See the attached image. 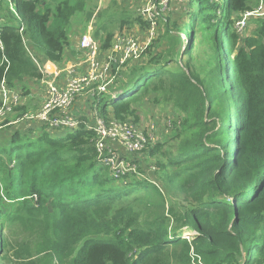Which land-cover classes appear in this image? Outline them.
<instances>
[{
	"label": "trees",
	"instance_id": "1",
	"mask_svg": "<svg viewBox=\"0 0 264 264\" xmlns=\"http://www.w3.org/2000/svg\"><path fill=\"white\" fill-rule=\"evenodd\" d=\"M258 1L176 0L171 12L155 14L158 36L92 99L102 116L111 112L146 133L141 111L163 126L156 140L124 156L137 172L114 176L83 123L59 129L70 130L64 135L37 121L4 128L0 264L10 261L8 246L18 259L31 258L26 264H264V15L248 19L250 35L234 28ZM11 2L20 18L2 27L0 84L22 94L43 77L35 59L63 61L77 12L96 17L102 50L112 45L107 11L88 10L90 0ZM135 21L152 24L140 14ZM16 110L21 116L27 106ZM184 229L196 234L181 238Z\"/></svg>",
	"mask_w": 264,
	"mask_h": 264
},
{
	"label": "built area",
	"instance_id": "2",
	"mask_svg": "<svg viewBox=\"0 0 264 264\" xmlns=\"http://www.w3.org/2000/svg\"><path fill=\"white\" fill-rule=\"evenodd\" d=\"M7 1L12 3L11 0ZM156 2L157 7L155 6V9H152L151 18L146 19V13L142 11L140 14L143 19L152 21L151 28L154 26L155 14L159 12V8H163L166 5L163 0ZM11 9L16 17L20 18V15L12 6ZM257 15H259L257 10L246 12L243 18L245 20L243 25H245L251 16ZM1 19L2 17L0 16ZM1 32L2 27L0 26V53L4 51ZM150 41L151 39L147 45ZM147 45L143 48L140 47V44L133 35L120 31L116 34L110 49L104 51L102 50V43L98 38H93L92 35L84 36L82 46L85 49V69L77 73L76 69L68 68L66 74H69V79L65 87H61L57 83L58 78L52 75L51 70L47 67L49 65H41L35 59L43 74L41 82L46 86L48 95L39 109L35 111L29 109L23 115L19 116L18 120L20 122H42L49 126V128L56 130L77 128L83 123L87 129L93 130L97 134L95 141L98 150V160L108 166L114 176L120 177L121 175L137 172V166L132 164L124 156L126 154L140 152L149 140L157 139L155 137L154 120H150L149 124L150 128L154 130L155 135L152 129L147 128L148 132L146 133L138 125L128 120L121 121L114 117L102 116L99 113L97 104L94 102V123L87 120L83 122L72 116L70 111L79 96L91 93V99H94L96 98L95 96L99 98L108 92L115 78L113 73L114 69L123 65L129 59L134 60L139 58ZM64 65L67 66V63L65 62ZM5 86L4 82L0 84V101L2 103L0 106V116L4 113H16V108L20 105V96L17 92ZM170 127L172 125L168 121L165 132H168ZM195 234V231L184 229L180 236L181 238L188 239L191 235Z\"/></svg>",
	"mask_w": 264,
	"mask_h": 264
},
{
	"label": "rangeland",
	"instance_id": "3",
	"mask_svg": "<svg viewBox=\"0 0 264 264\" xmlns=\"http://www.w3.org/2000/svg\"><path fill=\"white\" fill-rule=\"evenodd\" d=\"M50 1L53 3L54 0H48V2H50ZM175 1L176 0H163V2L166 3V5H164L165 7H163V8H159V11L164 12V14H167V12H168L167 9L169 6H171V9H170V12H171L173 5L175 6L177 4V2H175ZM51 2H50V4H51ZM156 3H157L156 0H116V3L113 0H90L87 9L88 10H95L96 13L99 11H103V10L107 11L103 21L104 22L106 21L107 23L110 24V26H111L110 31H113L114 34L120 32V31H123L124 33L131 34V35L135 36V33H136L135 30L138 28L137 26L139 25L135 21L136 18L139 16V14H141V11L143 13H146V15H145L146 19L151 18L152 9H155V6L157 7ZM258 3L259 4L257 6V9H255V10H257L259 12V15H264V0H259ZM9 5H10L9 1L0 0V16L2 17V19L0 20V26L1 27L5 26V25L17 26L19 24V20L16 17V15L12 11H9ZM196 11H197V8H196ZM253 17L254 16H251V18H253ZM123 18L126 19L127 21H130V23L126 26L121 27L120 26V20ZM243 18H244V15H243V17H241L240 19L235 21V25H234L235 31L241 35V38H243L246 35H250L252 33L254 27H255V25L252 24L251 22L248 23V20L246 21L245 25H243L244 21H245V20H243ZM96 20L97 19L94 16L92 18V20H90V21L88 20L89 21L88 22L86 17H85V13L77 12L76 15L73 17V20H72V24H73L72 33L76 37V39L81 37V35H83L91 27V24H94V29L96 30V28H97V27L95 28ZM81 24L84 25V27H86V29H83V26ZM183 24H186V26H187V23L183 22L180 27H182ZM221 24L222 23L220 21L218 23V27H221L222 26ZM126 27H127L128 31H125ZM77 30H78V36L74 32ZM144 30L147 31L150 39L152 37L158 36V34L160 32L157 21H154V26L152 28L150 27V29H148V30H147V28H144ZM72 33H71V35H72ZM185 33H186L185 39H187V41H188V39H189L188 27L185 28ZM141 36H143V35H141ZM144 38H145V36H144ZM71 40H72V38L70 36V41ZM100 41H101V39H100ZM73 42H75V41H73ZM193 49H195V46H193ZM219 56L221 58V60H220L221 72L224 74V77H225L224 83L231 85L232 81H231L230 75L225 74V68L227 66V62L224 61L225 54H223L219 50ZM58 66L60 68L63 67L65 69V73H66L68 66L64 65V63H59ZM60 80H61V78L57 82L58 84H59ZM5 87H7V86H5ZM28 87L30 88V90H29V94H27V95H25L24 93L22 94L21 89H17V90L14 89V90L20 96V105L27 106V111L30 108L35 111L41 107V105L38 103H41L44 101H42V98H40L39 96H34L32 94V92L36 93V91H38L39 87L45 88L46 86L41 81L30 80L28 82ZM31 94H32V96H30ZM25 102L27 104H25ZM20 113L21 112H16L14 114L13 113H7V114L4 113L2 116H0V130L2 131L0 134V143H5V140H6V137H4V135H3L4 132L7 133L4 130L5 127H7L9 125H12V126L15 125L13 128L19 127V125H17V124L21 123L20 120H18ZM142 115H143V117H145L144 122H142V119H141L142 127L150 128L149 121L153 120V118L150 117V115L148 116V113L146 111L143 112ZM6 120H9V122L7 124H4V122ZM153 122H154V126H155V128H154L155 132H162L163 133V126H161L155 120ZM234 123H235L234 129H236L237 128L236 126L239 125V114L237 116H234ZM150 129H152V128H150ZM234 129L232 130V132H235ZM154 130L152 129L153 132H154ZM60 131L61 130H57V132H60ZM68 132H70V130H64V131H61L60 134L64 135ZM154 135H155V133H154ZM2 137H3V139H2ZM155 137L157 138V135ZM234 140L235 139H233V141ZM231 142H232V138H231ZM12 147H13V145H11V144L6 145V149L8 151H10L12 149ZM142 164L144 166L149 165L148 162H144ZM144 170L147 172V174L145 176L150 177V175H148L149 171L146 168ZM11 230L12 229H6L5 235L9 236L11 234ZM187 234H190V233H187ZM10 239L13 240L14 238H10ZM6 250H10L8 253V255L10 257V261L4 260L3 264H26V262L31 259V258H27V257L24 259H18L15 246L13 249H11L8 246L6 248Z\"/></svg>",
	"mask_w": 264,
	"mask_h": 264
},
{
	"label": "crops",
	"instance_id": "4",
	"mask_svg": "<svg viewBox=\"0 0 264 264\" xmlns=\"http://www.w3.org/2000/svg\"><path fill=\"white\" fill-rule=\"evenodd\" d=\"M96 27H97V24H96L95 28ZM137 27L138 28L135 30L136 31V33H135L136 37L135 36L134 37L138 41V43L140 44V47L143 48L145 45H147V43L149 42L150 38L148 36L147 31L142 29V27H140L139 25ZM97 29L98 28H96V30H95L94 29V24H91L90 29H88L78 39H76V37L72 33V35H71L72 40L70 41V47L67 48V50L65 52V58L63 59V61L61 63H65L66 62L68 68L76 69L77 73H80L81 71H83L85 69V64H86L85 49H83V46H82L83 37L87 36V35H92L93 38H96ZM148 29L149 28H147V30ZM125 31H128L127 27L125 28ZM74 32L78 36V30L74 31ZM101 33H103V32H101ZM116 34H114V38H115ZM141 35H143V36H141ZM144 36H145V38H144ZM99 37H102V35L99 36ZM114 38H113V40H114ZM73 41H75V42H73ZM58 65L57 64H51V65H49L47 67L51 70V72L55 76V78H58L57 82L61 78V80L59 82V85L61 87H65L67 85V82H68V79H69V74H66L67 72L65 73V69L63 67L60 68ZM32 94L34 96H39L40 98H42V101H44L47 98V95H48L46 88H42V87H39L38 91H36V93L32 92ZM32 94L30 96H32ZM91 98H92V94L91 93H86L83 96H79L75 100V103H74V105L71 108V114L74 115V116H78V117H82V116L86 117L87 116V118H88L87 121L93 122V114L95 112V109L92 106L93 102H92ZM42 103L43 102L38 103V104L42 105ZM25 104H27V103L25 102ZM21 106H24V105H21ZM16 112H18V111H16ZM154 112L159 117V113L157 111H154ZM142 113H143V111L140 112V115H141L142 122H144L145 121V117H143ZM111 114L112 113L109 112V114H108L109 117H112ZM148 116H149V114H148Z\"/></svg>",
	"mask_w": 264,
	"mask_h": 264
}]
</instances>
